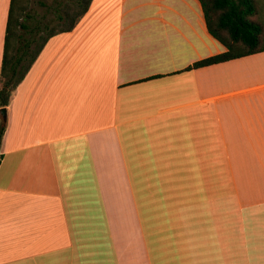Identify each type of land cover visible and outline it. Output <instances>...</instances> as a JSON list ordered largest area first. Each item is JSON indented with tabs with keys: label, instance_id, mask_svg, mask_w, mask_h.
I'll return each instance as SVG.
<instances>
[{
	"label": "crops",
	"instance_id": "0c3cea01",
	"mask_svg": "<svg viewBox=\"0 0 264 264\" xmlns=\"http://www.w3.org/2000/svg\"><path fill=\"white\" fill-rule=\"evenodd\" d=\"M226 51L199 0L52 37L6 108L0 264H264V52L193 67Z\"/></svg>",
	"mask_w": 264,
	"mask_h": 264
},
{
	"label": "trees",
	"instance_id": "16d2710c",
	"mask_svg": "<svg viewBox=\"0 0 264 264\" xmlns=\"http://www.w3.org/2000/svg\"><path fill=\"white\" fill-rule=\"evenodd\" d=\"M93 0L69 1L58 14V22L45 30L38 27L24 41L27 0H12L7 24L5 51L0 73V108L10 105L13 93L24 81L47 42L75 29ZM209 33L227 51L196 63L194 68L212 66L264 52L263 0H199ZM261 9L263 11H261ZM261 17V18H260ZM6 126L0 125V150ZM0 155V160H1Z\"/></svg>",
	"mask_w": 264,
	"mask_h": 264
},
{
	"label": "rangeland",
	"instance_id": "374dc122",
	"mask_svg": "<svg viewBox=\"0 0 264 264\" xmlns=\"http://www.w3.org/2000/svg\"><path fill=\"white\" fill-rule=\"evenodd\" d=\"M69 1L76 0H27L28 8L26 10V18H24L23 22H25L30 29L37 28L38 26L45 30L46 26L52 27L58 22L57 17L61 8ZM261 11L263 10L261 9ZM261 17L264 23V11L261 12Z\"/></svg>",
	"mask_w": 264,
	"mask_h": 264
},
{
	"label": "water",
	"instance_id": "95a60500",
	"mask_svg": "<svg viewBox=\"0 0 264 264\" xmlns=\"http://www.w3.org/2000/svg\"><path fill=\"white\" fill-rule=\"evenodd\" d=\"M0 120L2 122V126H5L7 124L8 112L6 108L0 109Z\"/></svg>",
	"mask_w": 264,
	"mask_h": 264
}]
</instances>
